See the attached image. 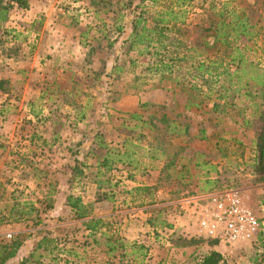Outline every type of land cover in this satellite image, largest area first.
Returning a JSON list of instances; mask_svg holds the SVG:
<instances>
[{
	"label": "rangeland",
	"instance_id": "rangeland-1",
	"mask_svg": "<svg viewBox=\"0 0 264 264\" xmlns=\"http://www.w3.org/2000/svg\"><path fill=\"white\" fill-rule=\"evenodd\" d=\"M27 2L0 29V246L22 244L6 264H118L138 244L147 247L142 264H201L211 251L221 254L218 264H264V242L210 246L194 213L198 198L226 189L240 190L250 207L264 202L253 168L264 86L254 74L224 77L232 102L224 112L208 102L186 107L180 85L174 89L188 80L185 65L160 82L148 55L126 52L141 8ZM144 5L151 20L159 7ZM179 11L166 32L185 33L183 53L191 47L214 59L199 36L224 23L230 50L264 73V0H186ZM68 195L91 205V217L109 219L106 235L93 237L74 219ZM42 237L51 242L35 250ZM178 238L196 243L175 247Z\"/></svg>",
	"mask_w": 264,
	"mask_h": 264
},
{
	"label": "trees",
	"instance_id": "trees-1",
	"mask_svg": "<svg viewBox=\"0 0 264 264\" xmlns=\"http://www.w3.org/2000/svg\"><path fill=\"white\" fill-rule=\"evenodd\" d=\"M185 1L186 0H118L123 10L131 11L132 8L133 10L141 8L131 20V32H129L127 38L124 40L127 44L126 52L136 51L139 55H148L150 58L147 62V70L152 71L154 75H158L157 77L160 82L166 79V75L167 77H171L173 70L179 66L178 63H181L180 66L185 65V75L188 77V80L185 82L178 81L174 85V89L180 85L179 93H183L186 96V107H200L203 103L208 102L212 104V111L224 112L225 109L232 104V102L228 101V95L225 94L230 89L228 85H225V82L229 80L227 79V81H225L224 77L228 78L230 75L241 72L247 75L250 72L254 74L250 76V80L255 82V86L262 88L264 86V73L256 66L247 63L238 48L235 47L234 51L230 50L233 43L229 40L230 35L229 32H227L228 25L224 23L221 25L218 24L214 30H212L213 32H207V36H201V34L199 36L198 45H204L207 51L213 50L214 54H212V56H215L214 59L216 60L208 58L203 54H198L195 48L191 47L187 49V54L183 53L180 47L184 44L182 39L185 33L166 31H168L170 22H173L172 26L175 28L181 15L179 10L184 5ZM144 3H151L152 6L159 7V10H156L152 15L151 20L149 19L148 12L144 10ZM15 7L28 9V2L27 0H0V29H2V25L8 20L10 12ZM122 30L123 27L118 28V31ZM176 30H178V28H176ZM209 31H211V28H209ZM208 37L212 39L210 45L206 40ZM0 43L3 44L4 41H0ZM228 49L230 51L229 55L226 54ZM189 51L197 53L196 57H190L188 54ZM234 52L236 55H232ZM229 57L230 62L228 63ZM231 66L234 67V72L229 73L228 69ZM114 70L117 72L120 71L121 68L114 67ZM247 95L249 96V94ZM259 122L260 128L255 139L256 156L253 168L255 170L254 173L259 176V180L264 182V108L259 112ZM170 124L171 123L167 125ZM183 131L187 133V127L183 128ZM105 163L104 166L110 169L111 167L107 164V161H105ZM75 171L77 173L76 176L82 175V170L79 169V165L74 167V172ZM135 191H149V188H136ZM66 206L70 208L71 213L74 215V219L82 220V225L91 236L94 237L99 233L101 235H106L110 230L109 219L91 217V205L84 204L81 197L68 195L66 197ZM102 230H104V232H102ZM50 242L51 240L42 237L37 243L35 250L40 248L44 250L47 249ZM207 242L210 246H215L217 243L210 240ZM195 243L196 240L180 238L173 242L175 247H187ZM21 245L19 241L13 242L10 245H1L0 264H6L9 260L15 259ZM122 247L124 248L125 245L121 244V248ZM132 248L134 249L132 253H122L119 256L118 264L143 263L147 247L143 244H138L132 245ZM115 249L116 246L110 245L106 253L112 254ZM260 255L262 261H264V252ZM221 259L222 256L220 253L211 251L203 258L201 264H218ZM27 261V258H21L18 264H25Z\"/></svg>",
	"mask_w": 264,
	"mask_h": 264
},
{
	"label": "built area",
	"instance_id": "built-area-1",
	"mask_svg": "<svg viewBox=\"0 0 264 264\" xmlns=\"http://www.w3.org/2000/svg\"><path fill=\"white\" fill-rule=\"evenodd\" d=\"M196 229L206 240L228 246L264 242V202L247 205L241 191L226 189L196 200Z\"/></svg>",
	"mask_w": 264,
	"mask_h": 264
}]
</instances>
